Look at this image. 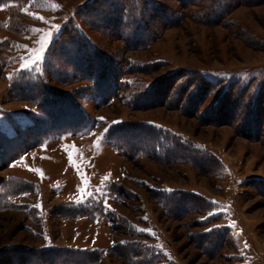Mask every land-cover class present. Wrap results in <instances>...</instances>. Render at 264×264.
<instances>
[{"label": "rangeland", "instance_id": "rangeland-1", "mask_svg": "<svg viewBox=\"0 0 264 264\" xmlns=\"http://www.w3.org/2000/svg\"><path fill=\"white\" fill-rule=\"evenodd\" d=\"M90 1L0 3V264H264V139L206 123L188 102L152 106L147 89L179 70L263 89L264 2L213 25L183 7L148 48L123 54L143 74L87 90L49 78L45 61Z\"/></svg>", "mask_w": 264, "mask_h": 264}, {"label": "trees", "instance_id": "trees-1", "mask_svg": "<svg viewBox=\"0 0 264 264\" xmlns=\"http://www.w3.org/2000/svg\"><path fill=\"white\" fill-rule=\"evenodd\" d=\"M0 1L9 3L17 0ZM175 1L178 5L170 0H91L83 4L66 21L47 51L45 67L49 68V78L65 83L81 77L90 86H87V90L97 88L114 75L120 76L117 78L119 83L125 82L122 81L123 76L143 74L146 70L127 62L128 66L124 68L121 61L123 54L148 48L166 28L177 25L184 18L181 8L197 6V10L191 11L193 19L213 25L222 22L238 6L264 2L189 0L185 4L188 0ZM88 32L96 35L95 40ZM114 43L121 46L112 48ZM19 88L22 92L23 89ZM120 88L121 85H118L117 90ZM147 89L149 94H158L160 97V102H153L152 106L158 104L180 109L183 101L188 102L187 112L203 110L200 117L206 123L233 125L242 137L253 141L264 139L261 132H264V88L250 90L239 81L226 84L211 82L197 71L179 70ZM27 90L29 97L35 91L39 98L48 94L43 87L37 90L27 87Z\"/></svg>", "mask_w": 264, "mask_h": 264}, {"label": "snow or ice", "instance_id": "snow-or-ice-1", "mask_svg": "<svg viewBox=\"0 0 264 264\" xmlns=\"http://www.w3.org/2000/svg\"><path fill=\"white\" fill-rule=\"evenodd\" d=\"M58 27V26H57ZM51 35H52V33L51 32H49V33H47L46 35H45V37L43 38V42H42V44H41V47L39 48V49H37V50H35V52L37 53V55L35 56V61H34V63H39V61L42 59V57L38 54V53H42L43 51H45V48H44V44L45 43H47L48 42V40H49V38L51 37ZM24 67L25 68H31L32 67V65H29V64H25L24 65ZM101 119H103V118H101ZM115 123V122H114ZM107 131V130H106ZM107 179V177H105V180ZM25 195H27V193H25ZM78 203L79 202H82V201H77ZM214 203V202H213ZM212 213H210V215H211Z\"/></svg>", "mask_w": 264, "mask_h": 264}]
</instances>
